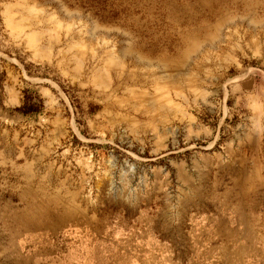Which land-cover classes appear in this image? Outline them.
I'll use <instances>...</instances> for the list:
<instances>
[{
	"label": "rangeland",
	"instance_id": "1",
	"mask_svg": "<svg viewBox=\"0 0 264 264\" xmlns=\"http://www.w3.org/2000/svg\"><path fill=\"white\" fill-rule=\"evenodd\" d=\"M0 264H264V0H0Z\"/></svg>",
	"mask_w": 264,
	"mask_h": 264
},
{
	"label": "trees",
	"instance_id": "2",
	"mask_svg": "<svg viewBox=\"0 0 264 264\" xmlns=\"http://www.w3.org/2000/svg\"><path fill=\"white\" fill-rule=\"evenodd\" d=\"M28 92L29 91H25V101L23 106L19 110L24 114L42 111L43 104L39 94L37 93L28 94Z\"/></svg>",
	"mask_w": 264,
	"mask_h": 264
}]
</instances>
